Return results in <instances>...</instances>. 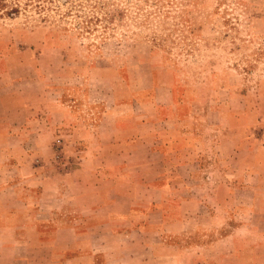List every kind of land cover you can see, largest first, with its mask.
Instances as JSON below:
<instances>
[{
	"label": "rangeland",
	"instance_id": "1",
	"mask_svg": "<svg viewBox=\"0 0 264 264\" xmlns=\"http://www.w3.org/2000/svg\"><path fill=\"white\" fill-rule=\"evenodd\" d=\"M38 84L49 88V103L55 88L64 85L68 97L76 86L85 88L78 95L83 100L88 91L92 101L107 100L108 109L122 104L137 119L159 120L157 131H187L197 153L194 176L179 178L171 157L174 188L201 190L207 178L251 184V191L225 188L206 200L219 204L221 216L241 221L248 210L264 211V0H0V93L25 89L20 98L31 99ZM56 137L60 163L52 149ZM40 142L44 148L33 162L46 171L78 164L67 135ZM189 237L202 241L198 232ZM251 237L252 244L264 243ZM160 247L155 257L138 252L127 264H140V257L153 261L148 264H207L198 249L176 260V250ZM250 254L257 258L250 264L264 263V248ZM249 255H226L220 264H249Z\"/></svg>",
	"mask_w": 264,
	"mask_h": 264
},
{
	"label": "crops",
	"instance_id": "2",
	"mask_svg": "<svg viewBox=\"0 0 264 264\" xmlns=\"http://www.w3.org/2000/svg\"><path fill=\"white\" fill-rule=\"evenodd\" d=\"M55 89L51 103L49 88L39 84L31 99L20 98L25 89L0 93V264H127L138 252L155 257L162 245L176 250V260L198 249L207 264H220L226 255L241 260L242 253L264 248L251 241L264 239V211L248 210L241 221L221 216L219 204L206 200L225 188L251 191V184L207 178L198 190L170 182L171 157L179 178L194 176L197 153L187 131H157L159 120L137 119L122 104L108 109L107 100L92 101L88 91L83 100L78 95L85 88L73 86L70 98L64 85ZM56 132L80 155L67 172L33 162L44 148L40 140ZM257 198L250 194L252 208ZM196 232L202 241L192 243Z\"/></svg>",
	"mask_w": 264,
	"mask_h": 264
},
{
	"label": "built area",
	"instance_id": "3",
	"mask_svg": "<svg viewBox=\"0 0 264 264\" xmlns=\"http://www.w3.org/2000/svg\"><path fill=\"white\" fill-rule=\"evenodd\" d=\"M52 149H53L54 160H56L59 163L62 162L63 146L60 137L55 138V140L52 143Z\"/></svg>",
	"mask_w": 264,
	"mask_h": 264
}]
</instances>
